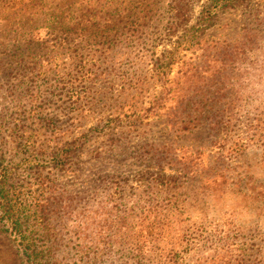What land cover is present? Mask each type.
<instances>
[{"label":"rangeland","instance_id":"374dc122","mask_svg":"<svg viewBox=\"0 0 264 264\" xmlns=\"http://www.w3.org/2000/svg\"><path fill=\"white\" fill-rule=\"evenodd\" d=\"M178 2L0 0V264H264V149L185 101L226 40L264 97V0Z\"/></svg>","mask_w":264,"mask_h":264},{"label":"trees","instance_id":"16d2710c","mask_svg":"<svg viewBox=\"0 0 264 264\" xmlns=\"http://www.w3.org/2000/svg\"><path fill=\"white\" fill-rule=\"evenodd\" d=\"M176 3L177 7L174 8V11H180L183 7L181 6V0ZM245 0H209L207 3V10L202 16V20L204 22L211 24L219 12L224 11L229 7L236 6L237 3ZM190 11V10H189ZM254 35L249 31L246 40H244L243 44L246 46L245 42H250L253 40ZM248 39V40H247ZM243 41V40H242ZM226 44H222L220 48H218V52L220 53V63L221 67L215 69L214 74H212V82L209 83L211 86L217 87L220 84L227 85L228 91L232 96H226L224 92H221V96H217L215 98H211L210 94H207V90H204V96L202 99H195L192 101L191 98H185L187 102H193V104L198 103V112H193V120L190 121L189 127L196 128L208 123L209 126L214 128V126H225L227 123H230L232 119H242L246 130H253L252 134H249L247 137H240L236 144H234V149H232L233 153H236V156L241 155L240 153H245L249 146L250 140L256 146H262L264 149V97L257 98L254 88L251 86L253 81L254 73H259L261 67H254L252 71L248 72L247 70V62H250V49L246 46L247 50H245L242 46L238 47L235 41L231 42L230 40L224 41ZM223 42V43H224ZM250 46V44H249ZM245 64V65H244ZM244 67V68H243ZM210 81V80H209ZM206 88V87H204ZM264 96V95H263ZM213 101V103H212ZM251 101L253 104L254 112L247 110L249 106H251ZM222 103V104H220ZM212 104L219 107V112L213 110L208 111L209 106ZM229 104V106H228ZM230 104L233 105L232 110ZM222 107V110H221ZM257 112V115L254 113ZM210 113L212 115H210ZM233 113V114H232ZM255 115L256 120L250 121L249 118ZM237 116H241L242 118H238ZM210 119V120H207ZM193 121V122H192ZM255 123V124H254ZM185 129V128H184ZM249 138V142L246 140ZM237 185V184H235ZM249 186V177L248 181L243 182V187Z\"/></svg>","mask_w":264,"mask_h":264}]
</instances>
